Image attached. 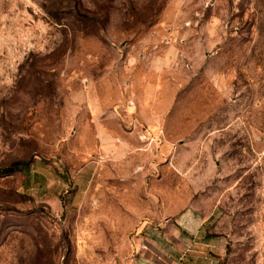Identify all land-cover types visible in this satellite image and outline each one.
Returning a JSON list of instances; mask_svg holds the SVG:
<instances>
[{
	"label": "rangeland",
	"instance_id": "obj_1",
	"mask_svg": "<svg viewBox=\"0 0 264 264\" xmlns=\"http://www.w3.org/2000/svg\"><path fill=\"white\" fill-rule=\"evenodd\" d=\"M0 264H264V0H0Z\"/></svg>",
	"mask_w": 264,
	"mask_h": 264
},
{
	"label": "trees",
	"instance_id": "obj_2",
	"mask_svg": "<svg viewBox=\"0 0 264 264\" xmlns=\"http://www.w3.org/2000/svg\"><path fill=\"white\" fill-rule=\"evenodd\" d=\"M16 165H21V168H19V169H15L13 167L3 168V169H0V173H9L10 174V173H13L15 171L27 168V164H25V163L14 164L13 166H16Z\"/></svg>",
	"mask_w": 264,
	"mask_h": 264
}]
</instances>
